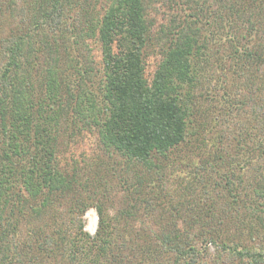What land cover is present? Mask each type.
Listing matches in <instances>:
<instances>
[{
  "label": "trees",
  "instance_id": "1",
  "mask_svg": "<svg viewBox=\"0 0 264 264\" xmlns=\"http://www.w3.org/2000/svg\"><path fill=\"white\" fill-rule=\"evenodd\" d=\"M174 2V22L157 36L144 0H0V22L23 11L0 34V264H210L209 243L219 257L229 251L227 264H264V0ZM75 19L79 27L70 26ZM152 37L164 52L150 77L144 53ZM214 37L233 47L241 78L256 85L243 104L251 103L259 126L243 137L247 157L239 155L255 172L224 174L229 194L209 227L181 231L174 219L129 229L112 224L100 203L91 235L72 214L93 202H71L70 224L48 226L53 202L79 196L83 180L79 163L60 160L59 126L94 128L105 150L152 164L189 134L194 112L181 89L196 81L193 56ZM98 47L102 68L92 65ZM95 165L96 191L107 195L108 167Z\"/></svg>",
  "mask_w": 264,
  "mask_h": 264
},
{
  "label": "rangeland",
  "instance_id": "2",
  "mask_svg": "<svg viewBox=\"0 0 264 264\" xmlns=\"http://www.w3.org/2000/svg\"><path fill=\"white\" fill-rule=\"evenodd\" d=\"M144 2L154 35L159 36V33L172 26L175 18L172 4L177 6V3L174 0ZM14 15L15 18L6 15L5 22H0L1 35L5 36L9 28L16 27L17 22L22 21L23 11ZM30 19L28 17L27 22ZM78 21L79 19H75L70 26L79 27ZM162 44V41L152 37L145 47L144 56L150 77H153L162 60ZM232 48L228 42L214 37L204 54L193 56L196 81L181 89V97L191 104L194 112L189 120V134L184 141L165 154H154L152 164L129 158L114 149L105 150L94 128L83 129L81 125H77L75 130L71 128L70 132H66L61 117L59 122L62 128L59 126L57 134L60 160L65 166L79 163L83 170V180L79 184V196L73 199L60 197L53 202L51 212L46 218L48 226L70 224L69 217L66 216L68 207L75 202H93L84 214L80 215L78 209L72 214L75 220L81 218L84 230L91 235H95L99 227L100 215L96 204L100 203L106 208L112 224L128 226L129 229H138L143 222L151 226L157 221L170 225L174 219L181 231V227L187 228L189 223L197 228L207 229L210 225V214L212 211L218 214L219 202H225L229 194L224 187V174L237 173L245 178L255 172L253 164L247 166L239 155L246 156L244 153L247 149H241L245 144V134L255 133L259 126L253 119L255 112L252 111L251 103L243 104L247 95L254 92L256 85L248 86L245 83L246 77L241 78L244 65L236 60L235 50ZM94 58L98 64L94 61L93 67L102 68L99 47L95 50ZM95 74V90L100 93L103 88L102 72L95 69ZM256 77L259 80L260 71H257ZM251 145L253 142L246 144ZM247 155L252 154L247 152ZM96 163L108 167L105 179L107 195L96 191L99 182V177H95ZM101 173L100 171L99 174ZM217 223L222 225V222ZM224 236L226 235L220 241ZM246 240L248 239L243 241ZM199 246L204 249L205 244ZM220 249L214 243L208 244L207 260L210 264H227L231 260L229 251L219 257L217 252Z\"/></svg>",
  "mask_w": 264,
  "mask_h": 264
}]
</instances>
